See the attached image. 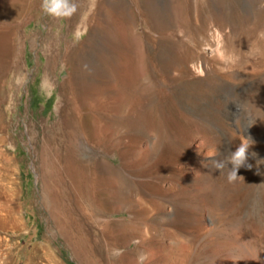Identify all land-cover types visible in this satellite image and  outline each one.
<instances>
[{"label": "rangeland", "instance_id": "rangeland-1", "mask_svg": "<svg viewBox=\"0 0 264 264\" xmlns=\"http://www.w3.org/2000/svg\"><path fill=\"white\" fill-rule=\"evenodd\" d=\"M24 1L0 20L18 36L0 168L39 242L64 264H264V0H72L66 18ZM252 140L229 183L211 161Z\"/></svg>", "mask_w": 264, "mask_h": 264}, {"label": "bare ground", "instance_id": "bare-ground-1", "mask_svg": "<svg viewBox=\"0 0 264 264\" xmlns=\"http://www.w3.org/2000/svg\"><path fill=\"white\" fill-rule=\"evenodd\" d=\"M25 10L26 4L24 0H0V20L12 19L17 22ZM86 21H84V23L80 22L82 25L79 24L81 26L75 31L76 37H80L88 30V26L85 23ZM17 49L18 36L16 29L8 23L0 22V80L9 61L16 55ZM51 83L45 78L42 85V88L50 95L53 91V85H51ZM65 89L64 85L62 87L63 95L66 91ZM56 108L58 109V107ZM77 116L81 117L79 113ZM64 129L67 128L64 127L63 122L60 130L65 131ZM63 133L60 142L52 143L51 141H47L44 147H51V145H57L58 147L62 144L65 147L62 146L63 148L59 149L60 152L55 158L51 156L52 161L49 162L48 166L43 162L36 168L37 173L41 176L40 180L44 183L45 192H49L52 189L48 184V180L50 181L54 176L55 163L64 162L65 166L70 165L72 155L69 146L65 144V141L70 135L67 131ZM12 146L14 147L13 144ZM14 196L15 195L11 196L9 194L5 183V174L0 168V264H64L60 261L56 251L52 248V241L50 239L44 243L39 242L38 229H32V227L27 225L24 217L19 213V210L13 206ZM12 237H15L14 241H12ZM23 238H26L25 244H22ZM60 239H62L68 247L72 246L68 234L61 233V238H57V241ZM75 255L78 257L80 264H86V252L81 251Z\"/></svg>", "mask_w": 264, "mask_h": 264}, {"label": "clouds", "instance_id": "clouds-1", "mask_svg": "<svg viewBox=\"0 0 264 264\" xmlns=\"http://www.w3.org/2000/svg\"><path fill=\"white\" fill-rule=\"evenodd\" d=\"M76 4L72 0H42L41 10L42 12L52 18H66L71 16L76 11ZM250 139H252L250 137ZM254 144L243 142L237 147L234 152H230L224 159H213L211 165L215 170L224 172L226 179L229 183L234 182L238 177V170L241 167L252 168L251 164H248L249 149ZM253 157L256 153H251ZM231 165L229 168L228 166Z\"/></svg>", "mask_w": 264, "mask_h": 264}]
</instances>
